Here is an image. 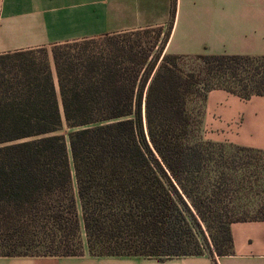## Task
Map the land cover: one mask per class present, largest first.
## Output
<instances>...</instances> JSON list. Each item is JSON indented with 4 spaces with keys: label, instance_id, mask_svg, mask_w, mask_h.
Returning a JSON list of instances; mask_svg holds the SVG:
<instances>
[{
    "label": "trees",
    "instance_id": "16d2710c",
    "mask_svg": "<svg viewBox=\"0 0 264 264\" xmlns=\"http://www.w3.org/2000/svg\"><path fill=\"white\" fill-rule=\"evenodd\" d=\"M148 29L52 45L53 67L45 47L0 54V255H80L82 228L92 255L201 254L196 229L224 255L231 222L264 220V198L255 218L209 200L238 166L201 134L208 91L264 96V55L167 53L170 26Z\"/></svg>",
    "mask_w": 264,
    "mask_h": 264
},
{
    "label": "crops",
    "instance_id": "0c3cea01",
    "mask_svg": "<svg viewBox=\"0 0 264 264\" xmlns=\"http://www.w3.org/2000/svg\"><path fill=\"white\" fill-rule=\"evenodd\" d=\"M166 26L163 52L264 55V0H0V54L153 27L162 36ZM201 119L204 140L264 152V96L212 89ZM229 228L232 251L224 255L157 259L84 251L0 255V264H264V220L233 221Z\"/></svg>",
    "mask_w": 264,
    "mask_h": 264
},
{
    "label": "rangeland",
    "instance_id": "374dc122",
    "mask_svg": "<svg viewBox=\"0 0 264 264\" xmlns=\"http://www.w3.org/2000/svg\"><path fill=\"white\" fill-rule=\"evenodd\" d=\"M156 28L159 27L149 28L148 32L143 31V33L140 34L142 40H152L157 34ZM165 29L163 31H166ZM116 36H127L130 39L136 38V35L131 31L118 33ZM105 41L106 40L102 38V41L101 39L98 40L97 44L104 45ZM45 48L48 51L49 61L53 67V58L51 53L52 47L49 46ZM36 55H42V52H37ZM226 145L227 146L222 157L228 161L234 160L236 162L235 164L238 166L237 171L234 172L232 169H230L226 172L229 178H231V175L233 176L232 181L227 177L224 180L226 183H224L220 178L217 179L222 180L223 182L221 191L219 194L208 195V198L211 201L214 200L220 202V212L223 214H230L231 211H236V207L242 206L237 210V214L235 215L236 218H255L256 216L261 217L255 212V204L259 203V201L264 198V153L260 151H239L233 145ZM220 153L221 152L218 149H215L214 157L217 160L220 159ZM213 215H209V220H211ZM200 224L203 234L207 239H210V229H212V227L210 228V226L207 225L203 220H200ZM211 225L213 224L211 223ZM195 231L198 238L200 239L201 250L207 253L208 250L204 244L203 237L201 236L202 234L197 229ZM81 237L84 243L83 252L85 251L90 253L85 243V233L83 228L81 229Z\"/></svg>",
    "mask_w": 264,
    "mask_h": 264
}]
</instances>
